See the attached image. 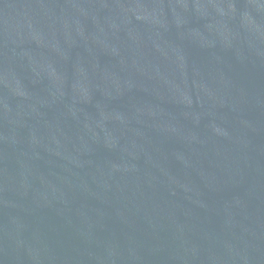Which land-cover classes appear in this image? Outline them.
I'll list each match as a JSON object with an SVG mask.
<instances>
[{
	"label": "water",
	"instance_id": "obj_1",
	"mask_svg": "<svg viewBox=\"0 0 264 264\" xmlns=\"http://www.w3.org/2000/svg\"><path fill=\"white\" fill-rule=\"evenodd\" d=\"M0 264H264V0H0Z\"/></svg>",
	"mask_w": 264,
	"mask_h": 264
}]
</instances>
